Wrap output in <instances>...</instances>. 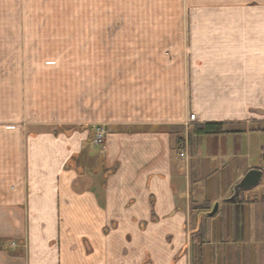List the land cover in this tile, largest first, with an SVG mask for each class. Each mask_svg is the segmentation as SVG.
<instances>
[{
	"label": "crops",
	"instance_id": "crops-1",
	"mask_svg": "<svg viewBox=\"0 0 264 264\" xmlns=\"http://www.w3.org/2000/svg\"><path fill=\"white\" fill-rule=\"evenodd\" d=\"M84 10V23L29 13ZM49 24L75 28L57 39L30 28ZM111 47L134 59L116 117L0 129V264H264V182L223 202L247 171L264 174V0H0V57ZM206 124L223 130L197 135Z\"/></svg>",
	"mask_w": 264,
	"mask_h": 264
},
{
	"label": "rangeland",
	"instance_id": "rangeland-1",
	"mask_svg": "<svg viewBox=\"0 0 264 264\" xmlns=\"http://www.w3.org/2000/svg\"><path fill=\"white\" fill-rule=\"evenodd\" d=\"M87 12L84 10L29 13L31 17L47 18L52 23L58 21L62 24L75 17L84 23L91 18ZM30 28L40 30L42 33L45 30V36L57 39L68 37L70 34L66 31L75 27L49 24ZM79 28L86 30L89 27ZM119 29L120 26L114 24L102 36L113 41ZM39 36L40 34L30 35L28 38L37 39ZM20 38H23V35ZM111 43L112 46L118 45L117 42ZM115 49L109 48L108 57H0V129H5L6 126L25 127L30 123L49 124L53 127L57 124L98 125L94 124L97 123L94 121L107 116L110 119L116 117L118 94L124 92L130 80L134 81V73L125 71L128 67L134 66L131 62L134 59L111 57ZM103 127L104 125H101V128ZM177 134L180 140L184 132L179 131ZM238 138H228L230 150L238 148V144L235 143ZM260 140L262 139L255 136L250 139V143L255 147ZM255 151L259 157V150ZM204 155L199 158L198 165L203 168L204 178L212 180L213 176L209 173L208 166L210 160L206 154ZM215 176L218 177V173Z\"/></svg>",
	"mask_w": 264,
	"mask_h": 264
},
{
	"label": "water",
	"instance_id": "water-1",
	"mask_svg": "<svg viewBox=\"0 0 264 264\" xmlns=\"http://www.w3.org/2000/svg\"><path fill=\"white\" fill-rule=\"evenodd\" d=\"M263 176V171L261 169H251L246 172L242 179L233 187L232 195L225 199L223 202H232L234 201L241 192L251 191L258 187L261 183ZM219 209V204L215 203L207 217H214Z\"/></svg>",
	"mask_w": 264,
	"mask_h": 264
},
{
	"label": "built area",
	"instance_id": "built-area-1",
	"mask_svg": "<svg viewBox=\"0 0 264 264\" xmlns=\"http://www.w3.org/2000/svg\"><path fill=\"white\" fill-rule=\"evenodd\" d=\"M195 121V115H191L189 117V120L184 124V128H185V133H188V127L190 126L191 123H193ZM93 132H94V144L99 145L102 144L105 136H106V132L103 128H97L94 127L93 128ZM178 150H179V156L180 158H186L188 157L187 151H188V140L187 137L183 138L182 141L180 142L179 146H178Z\"/></svg>",
	"mask_w": 264,
	"mask_h": 264
},
{
	"label": "trees",
	"instance_id": "trees-1",
	"mask_svg": "<svg viewBox=\"0 0 264 264\" xmlns=\"http://www.w3.org/2000/svg\"><path fill=\"white\" fill-rule=\"evenodd\" d=\"M222 126L223 125L221 124H206L204 126L198 127L196 132H197V135L217 134V133L222 132L223 130ZM263 160H264V150H263ZM237 198L232 202H235Z\"/></svg>",
	"mask_w": 264,
	"mask_h": 264
}]
</instances>
